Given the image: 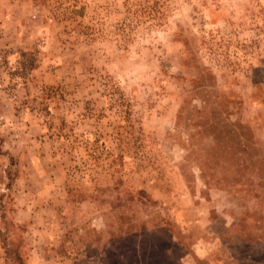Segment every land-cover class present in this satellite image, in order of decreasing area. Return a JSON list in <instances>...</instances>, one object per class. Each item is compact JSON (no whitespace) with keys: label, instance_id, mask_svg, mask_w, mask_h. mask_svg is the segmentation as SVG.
Returning a JSON list of instances; mask_svg holds the SVG:
<instances>
[{"label":"rangeland","instance_id":"374dc122","mask_svg":"<svg viewBox=\"0 0 264 264\" xmlns=\"http://www.w3.org/2000/svg\"><path fill=\"white\" fill-rule=\"evenodd\" d=\"M0 264H264V0H0Z\"/></svg>","mask_w":264,"mask_h":264},{"label":"clouds","instance_id":"9594fccd","mask_svg":"<svg viewBox=\"0 0 264 264\" xmlns=\"http://www.w3.org/2000/svg\"><path fill=\"white\" fill-rule=\"evenodd\" d=\"M93 223H95V221ZM206 247L207 246H206L205 241L198 240L192 245V250H193V252L196 253L197 256H202V253L205 252Z\"/></svg>","mask_w":264,"mask_h":264}]
</instances>
